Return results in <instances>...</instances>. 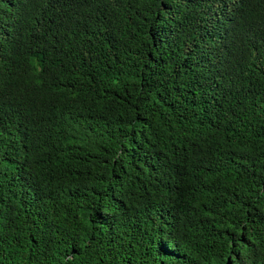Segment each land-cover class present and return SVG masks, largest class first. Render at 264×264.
I'll return each instance as SVG.
<instances>
[{
	"label": "trees",
	"instance_id": "obj_1",
	"mask_svg": "<svg viewBox=\"0 0 264 264\" xmlns=\"http://www.w3.org/2000/svg\"><path fill=\"white\" fill-rule=\"evenodd\" d=\"M0 264H264V0H0Z\"/></svg>",
	"mask_w": 264,
	"mask_h": 264
}]
</instances>
